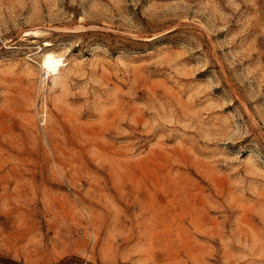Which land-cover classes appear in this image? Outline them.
<instances>
[{
	"label": "rangeland",
	"instance_id": "374dc122",
	"mask_svg": "<svg viewBox=\"0 0 264 264\" xmlns=\"http://www.w3.org/2000/svg\"><path fill=\"white\" fill-rule=\"evenodd\" d=\"M0 264H264V0H0Z\"/></svg>",
	"mask_w": 264,
	"mask_h": 264
},
{
	"label": "bare ground",
	"instance_id": "6f19581e",
	"mask_svg": "<svg viewBox=\"0 0 264 264\" xmlns=\"http://www.w3.org/2000/svg\"><path fill=\"white\" fill-rule=\"evenodd\" d=\"M24 33H25L24 35L28 36V37H33V38H40L41 37V33L35 29L29 30V31L24 32ZM52 45L53 44L51 42L45 41L46 49L48 47H51ZM69 63H68V60L62 54H57V53H54L51 51L46 52L43 55V57L41 59V64H40V67L42 70V83L44 84L45 78H47L49 76L50 77L57 76L58 73L60 72V70L62 69V67L68 68Z\"/></svg>",
	"mask_w": 264,
	"mask_h": 264
}]
</instances>
